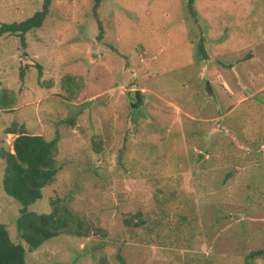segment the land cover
Listing matches in <instances>:
<instances>
[{
    "label": "rangeland",
    "instance_id": "rangeland-1",
    "mask_svg": "<svg viewBox=\"0 0 264 264\" xmlns=\"http://www.w3.org/2000/svg\"><path fill=\"white\" fill-rule=\"evenodd\" d=\"M43 3L0 0V26ZM26 38L0 39V223L27 264H264V0H52ZM15 123L60 137L29 210L63 199L89 237L20 239L1 156Z\"/></svg>",
    "mask_w": 264,
    "mask_h": 264
},
{
    "label": "trees",
    "instance_id": "trees-1",
    "mask_svg": "<svg viewBox=\"0 0 264 264\" xmlns=\"http://www.w3.org/2000/svg\"><path fill=\"white\" fill-rule=\"evenodd\" d=\"M103 0H96V7ZM52 0H44L41 10L21 22L2 23L0 26V39L5 35L18 36L23 47L27 46V35L41 29L49 17ZM193 17L197 16L193 1L190 2ZM102 27L100 30L102 33ZM200 51L206 55L203 43ZM42 78L43 67L38 65ZM21 78H25V69H22ZM5 96V95H4ZM3 99L12 102L11 96ZM137 99V98H136ZM11 110V104H0V110ZM7 134L18 135L13 143L14 152L3 151L2 159L6 162L3 179L4 192L22 205L17 218V230L20 239L29 251L42 247L46 242L61 235H72L82 238L90 236L91 227L85 219L79 217L63 199L53 202L54 210L51 213H37L29 210V206L43 198L44 189L51 185L63 166L59 164L58 142L59 136L48 141L41 135H30L24 126H15L6 130ZM97 153L102 150L101 144L94 142ZM103 244L96 245L93 250L103 248ZM27 250L22 244L11 239L7 226L0 223V264H27ZM117 259L120 264H126L121 253ZM251 259V258H250ZM96 264H108L100 259Z\"/></svg>",
    "mask_w": 264,
    "mask_h": 264
},
{
    "label": "water",
    "instance_id": "water-1",
    "mask_svg": "<svg viewBox=\"0 0 264 264\" xmlns=\"http://www.w3.org/2000/svg\"><path fill=\"white\" fill-rule=\"evenodd\" d=\"M136 98H137V101L139 104L141 102V92H139V91L136 92Z\"/></svg>",
    "mask_w": 264,
    "mask_h": 264
}]
</instances>
